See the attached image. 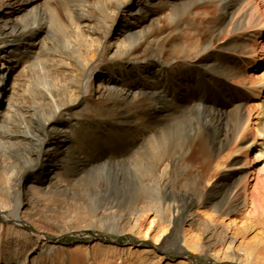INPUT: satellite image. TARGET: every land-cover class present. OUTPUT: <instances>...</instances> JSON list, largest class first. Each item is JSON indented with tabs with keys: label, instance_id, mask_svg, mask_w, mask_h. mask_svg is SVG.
<instances>
[{
	"label": "bare ground",
	"instance_id": "6f19581e",
	"mask_svg": "<svg viewBox=\"0 0 264 264\" xmlns=\"http://www.w3.org/2000/svg\"><path fill=\"white\" fill-rule=\"evenodd\" d=\"M202 5L212 6L216 17L207 21L204 42L191 20L210 16L200 12ZM161 13L176 35L170 54L179 56L171 61L145 26ZM61 14L79 36L100 25L90 30L101 36L98 46L86 45L81 55L71 38L60 49L50 44L49 22L61 23ZM114 27L123 30L116 50L99 60ZM142 45L148 51L138 58ZM247 60L258 68L264 63V0H0V99L8 97L4 116L0 103V215L8 214L0 223V262L190 264L165 256L191 251L220 263L264 264V75L245 76ZM30 62L14 79L12 72ZM261 95L253 114L245 105ZM183 122L185 131H175ZM172 131L188 133L173 138ZM35 162L23 182L26 166ZM103 167L117 178L125 173L124 182L133 181L134 188L142 181L155 186L126 206L94 208L77 190ZM103 183L92 191L104 192ZM84 208L88 217L76 215L83 223L118 235L126 230L153 244L64 246L23 220L38 219L61 233L68 230L59 218ZM195 224L200 233L190 229Z\"/></svg>",
	"mask_w": 264,
	"mask_h": 264
},
{
	"label": "rangeland",
	"instance_id": "374dc122",
	"mask_svg": "<svg viewBox=\"0 0 264 264\" xmlns=\"http://www.w3.org/2000/svg\"><path fill=\"white\" fill-rule=\"evenodd\" d=\"M138 1L139 0H134V3L138 2ZM200 1L205 2L207 0H200ZM206 6L202 5V7L200 8V12L207 11L208 14L210 15L209 17L207 16L205 18H195L194 20H193V18L192 19L189 18L186 20L189 23L192 20V23L197 25L199 30L202 31L203 42L208 37L207 21L208 20H214L216 18L215 15H213L215 13L213 7L209 6L207 8ZM62 7L63 6L61 5L58 7V9H60ZM47 9H48V7H42L41 8L42 11L43 10L45 11ZM53 10H55V8L50 7L49 12H52ZM59 12H62V11L59 10ZM168 12L169 11H166L165 14H167ZM165 14L161 13V14L155 15L145 26L147 29L151 30V32L153 34L152 39L155 40V42L157 44L164 45V47L166 48L164 59L166 61H171L172 59H177V57L179 55H171L170 54V53H173L171 50L173 49L172 45L176 43L175 42L176 41L175 40L176 35L174 33L171 34L172 30H171L170 26H168V24H167V19H166ZM59 16L61 18V23H59L58 20L55 19L54 25L52 26V21L49 22V26L51 27V31H50L48 41H49V43L51 42L50 44L53 43L55 45L56 49L62 48L64 46L65 41L69 38H71L72 40H75L77 42V44L80 47V48H78V50L80 51L81 55L85 54L84 48L86 45H91L92 49L98 46L99 41H101V36L100 35H94L92 32L93 30L92 31H90V30L92 28H94V29L100 28V25L90 26L91 28L85 29L84 33L81 34V36H79V35H76L75 33H73L72 29L69 27V24L65 21L64 15L61 14ZM121 25H123V24H121ZM113 29L114 30L112 31V34L109 37V41L106 45L107 50H106V47L104 45L100 49V53L98 54V57H97L99 60L106 58V57H111L113 52L116 50L118 35H120L119 32H121L122 29L120 30V27H116V28L114 27ZM253 30H254V28H250L246 31L248 33H250ZM255 33H256L255 34L256 35L255 41L259 42L260 41L259 38H260V36H262V35H260L261 32L257 31ZM188 38H185V40H184L185 43L191 42V40ZM223 39H225V37L222 38L221 41H223ZM188 41H190V42H188ZM146 46L147 45H142L141 47H139L135 51V56L138 58H143L145 52L148 51ZM252 46H253V48H255L257 50V52L260 51V47L255 45V43ZM189 61H195V59H191ZM259 62L261 63V67L258 68V65L256 66L255 63L248 64L249 61L247 60L246 65L245 64L243 65V69L246 66L245 67V69H246L245 70V76H248V78H249L255 74L256 76H258L257 80L261 79L262 75H264V63H263V61H259ZM55 64L59 65V62H55ZM29 65H31V62L28 63L27 65H24V66L22 65L21 67L18 66L14 70V72H12L13 78L15 77V75L17 76L18 73L20 71H22L24 67L29 66ZM11 87L12 86H8L6 88H7V90H9ZM97 90H98V86L95 87V91H97ZM263 93H264V91H263ZM262 95H264V94H262ZM262 95L260 97L254 96V99L253 100L250 99L248 101V103H246V105H245V107L247 109H248V107L252 106V108L254 110L253 114H256L257 113L256 111H258V109L261 108V101L263 99ZM2 99H4V100L2 101ZM18 100L21 102L22 105H24L26 103L24 106H27V107L31 106V103L29 101H27V102L23 101L21 98H18ZM99 102L100 101H97L96 104L99 105L100 104ZM0 103L4 104V108L2 109V114L4 116L7 113V109H6L7 106L6 105L8 104V97L1 98ZM92 106H95V104L93 103ZM90 107H91V105L88 108H90ZM49 113H50V111H48V114ZM15 118H16V120H19V117L14 115L13 121L15 120ZM0 120H2V122H3L5 120V118L2 117ZM175 131H177V132L185 131V123L183 122L178 127H176ZM177 132H174V131L171 132L172 133L171 135L173 138L176 137L175 133H177ZM186 133H188V132L177 133V134L184 135ZM249 162H251V161L249 160ZM37 167H38V163H36V162L31 167L26 166L25 171L22 173V176H21L23 182H24V179L27 177V175L30 174L33 170L37 169ZM261 167H263V163L258 164L256 168L259 169ZM120 168L123 169V167H120ZM124 174L125 173H123V175H120L117 178L116 174H115V172H113L112 168L103 167L100 170L95 171L94 177L91 178V176H90L86 180V182L83 183L84 187L82 186V188H79L77 190V194L79 196H81V198L83 197V198L87 199L88 200L87 202H90V199L91 200L93 199V202H91V203L93 205H95L94 208L98 207L99 205H103L104 203H109V204H113V205L123 203V206H126L134 195L136 196L139 192L143 193L145 190L150 189L151 186H149V185L155 186V184H149V182H147V181H142L143 186H140V187L136 186L134 188L133 181L129 182V183L124 182ZM117 179L120 180L121 183H125V184H123L124 186L120 185V183L119 184L116 183ZM100 181L104 182L103 183L104 186H100L104 192H100V194H96L92 190H94L96 188V186L100 183ZM254 183H255V181L253 182V184ZM128 184H129V186H133V188L131 190L126 189ZM124 189H126V190H124ZM93 192H94V195H93ZM91 193H92L93 197L91 196ZM97 195H99V196H97ZM152 195H156V192L154 191ZM150 196H148V197H150ZM24 198H25V194H23L22 199L20 201L21 206H24L26 204L24 202L25 201ZM203 209L208 213H210V211H211L210 207H205ZM72 210L75 211V212H73V214L70 212L69 215H67L63 218H59L58 222H60L64 226V228L66 227V229L68 230V231L61 232V233H59L56 230V228L53 227L52 224L43 223V222L39 221L38 219H35V218L24 219L23 218V220L26 223H28L30 226H32V228L46 232L47 236H49L51 238V241H50L51 243H58V244L64 245V246H74L76 244H82V245L85 244L87 246H89V245L92 246L93 243L95 241H98V240L103 241V243H114V244L121 246V247H123V246L124 247L138 246L139 245L141 247L143 246L145 248H149L151 246V244H153L152 240H150V239L143 240L142 237L138 238L137 236H134V235L128 233V231H126V230L122 234L118 235V234L114 233L113 231L101 229L98 225L92 224L91 220H87L88 222L86 220H84L85 223H83V220L81 219L82 217L80 219H78V217L83 216V215H84L83 217H88V215H87L88 212H86L87 211L86 208L80 209V210L79 209H72ZM62 211L65 212L64 210H62ZM77 214H79V216H76ZM191 214H193L196 218L200 217L199 215H197L195 209H193L191 211ZM7 216H8V214L6 212H3L2 215H0V223L1 224L2 223L6 224L8 222ZM67 218H68V222H67ZM153 218H154V216L151 215V217H148L146 219V222L144 224V229H143L144 232L149 228L150 222ZM71 219H73V220H71ZM198 220L201 221L202 218L200 217V219H198ZM190 229L196 233L201 232V230L199 229V225H197V224L193 225ZM26 234H28L29 236L35 235L33 230L29 229V228H26ZM7 235L9 236L10 234H7ZM10 237H12V236H10ZM9 239L16 240L15 237H12ZM29 247L31 248L32 245H29ZM165 258H166V261H169L171 263H177L179 260H185V261L190 262V264H231V261H229V260H226V261H223L222 263H220L219 261L214 260V258L209 254H205V253H201V252H191V251L185 252L184 254H180V253H177L175 251H171V252H168V254H167V256H165ZM0 264H6V262L1 261Z\"/></svg>",
	"mask_w": 264,
	"mask_h": 264
}]
</instances>
